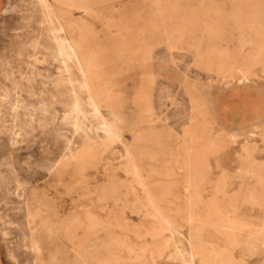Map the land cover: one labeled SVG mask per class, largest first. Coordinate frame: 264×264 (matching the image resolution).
I'll return each mask as SVG.
<instances>
[{
    "label": "rangeland",
    "instance_id": "obj_1",
    "mask_svg": "<svg viewBox=\"0 0 264 264\" xmlns=\"http://www.w3.org/2000/svg\"><path fill=\"white\" fill-rule=\"evenodd\" d=\"M46 3L0 0V264H264V0Z\"/></svg>",
    "mask_w": 264,
    "mask_h": 264
},
{
    "label": "bare ground",
    "instance_id": "obj_2",
    "mask_svg": "<svg viewBox=\"0 0 264 264\" xmlns=\"http://www.w3.org/2000/svg\"><path fill=\"white\" fill-rule=\"evenodd\" d=\"M41 1V3H45V5L46 4H48V3H46V0H40ZM50 5V4H49ZM46 7H48L47 5H46ZM49 8V7H48ZM51 9H53V8H51ZM50 9V10H51ZM48 11V10H47ZM50 18V17H49ZM52 18V17H51ZM252 23V25H253V27H254V30L257 32V33H261L262 32V26H261V24H259V22H258V18H255L254 19V21H252L251 22ZM56 31H58V28L57 27H53ZM53 29V30H54ZM61 29V28H60ZM55 31V32H56ZM61 31V30H60ZM55 36V35H54ZM55 38L57 39V47H58V49L56 50L57 51V54L59 55V56H61L62 57V62L63 63H65V61L67 60V59H69V58H71V57H74V58H76V56H74V50H73V47L71 46V44H70V42H69V40L65 37V36H62V35H56L55 36ZM84 55V54H83ZM82 55V56H83ZM76 61H77V59H75ZM78 63V62H77ZM81 71V70H80ZM82 72H80V74H81ZM82 76V75H81ZM84 85V84H83ZM85 87V86H84ZM89 95V94H88ZM89 99H90V97H89ZM72 110L74 111V112H76L77 114L78 113H83V111L81 110V108H80V102H79V100L78 99H73L72 101ZM44 104V103H43ZM71 104V103H70ZM92 104V103H91ZM38 107H41V106H38ZM96 108V107H95ZM94 109V108H93ZM40 110V109H39ZM97 111V110H96ZM15 112V111H14ZM73 112V113H74ZM66 114V113H65ZM65 114H63V118H64V115ZM42 115V114H41ZM76 116V115H75ZM17 117V116H16ZM69 116H67V118H68ZM83 117V116H82ZM72 118V117H71ZM65 120H67V119H65ZM64 120V121H65ZM61 121H63V120H61ZM44 122V121H43ZM72 123V127H73V129L75 130V131H77V130H80V129H82L81 128V123H80V121H79V117H78V115L76 116V117H74V119H73V121L71 122ZM66 124H70V123H66ZM71 126V125H70ZM98 128H101V129H103V131L105 132V133H108L109 132V129H108V124L107 123H105V122H102V123H100L99 124V127ZM85 130V129H84ZM83 132V131H82ZM81 136V135H80ZM89 136V134L87 133V132H85L84 131V134H83V139H85V138H87ZM82 137V136H81ZM10 145V144H9ZM60 158V157H59ZM134 167V166H133ZM134 170V169H133ZM134 172H135V170H134ZM136 173V172H135ZM137 177V176H136ZM138 179V178H137ZM167 224V223H166ZM169 225V224H168ZM175 230V229H174ZM190 257V256H189ZM192 259V258H191ZM84 261L86 262V264H90V262L89 261H87L86 259H84ZM97 261L100 263V264H112V258L111 257H107L106 255H104L101 259L100 258H98L97 259ZM191 264V263H190Z\"/></svg>",
    "mask_w": 264,
    "mask_h": 264
}]
</instances>
